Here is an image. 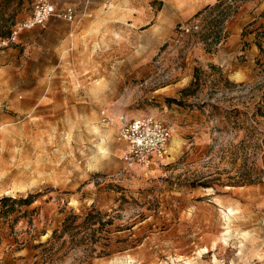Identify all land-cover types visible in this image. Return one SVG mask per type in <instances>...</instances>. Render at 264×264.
Returning a JSON list of instances; mask_svg holds the SVG:
<instances>
[{"label": "rangeland", "instance_id": "374dc122", "mask_svg": "<svg viewBox=\"0 0 264 264\" xmlns=\"http://www.w3.org/2000/svg\"><path fill=\"white\" fill-rule=\"evenodd\" d=\"M34 1L4 7L0 0V37L31 16ZM240 1L153 21L146 35H112L108 48L92 52L109 57L104 66L79 67L68 62L70 52L60 66L42 34L0 52V199L29 200L8 216L0 205V244L28 253L7 264H264V118L252 117L264 93L256 45L264 11L251 10L232 62L211 60ZM194 22L198 33L181 36L180 27ZM66 24L53 19L33 30ZM251 44V73L235 80V63L241 75L249 71ZM128 59L147 67L125 66ZM233 109L245 114L238 128L225 113ZM104 110L166 123L168 154L150 169L128 166ZM241 173L254 184L231 186ZM93 207L114 219L105 233L111 254L87 260L69 236L62 245L52 234L70 214Z\"/></svg>", "mask_w": 264, "mask_h": 264}, {"label": "crops", "instance_id": "0c3cea01", "mask_svg": "<svg viewBox=\"0 0 264 264\" xmlns=\"http://www.w3.org/2000/svg\"><path fill=\"white\" fill-rule=\"evenodd\" d=\"M221 1L224 0H51L57 12L69 7L73 8L75 21L66 24L67 30L56 28V26L36 31L28 30L20 36L17 44L21 42L22 45H28L32 37L42 34L41 37L46 38L43 41L48 42L47 49H45L46 54L49 57L52 56L56 63L60 62V66L63 63L64 54L69 52L72 58L68 62H73L79 67L91 68L99 64L104 66L108 65L109 57L94 59L92 52L100 45L101 48H108L112 35L136 37L138 33H142V30L146 35L152 32L151 27H147L152 25L153 21L190 19L216 6ZM239 3L241 5L237 7L230 21L227 42L211 57L215 63L223 64L234 60L251 10L254 9L255 13L264 11V0H242ZM2 8L3 6L0 7V13ZM53 19L59 18L53 16L48 22ZM255 52H257V47L254 44L246 50L249 59L245 65L249 71H246L244 75H241L244 73L242 65L234 64L231 75L235 80L251 73V58L256 56ZM124 62L125 66L129 63L131 67H147L144 66L147 65L145 61L128 59ZM1 194L3 196L6 193ZM27 254L26 249L10 254L5 244H0V264L15 263L17 258L26 257Z\"/></svg>", "mask_w": 264, "mask_h": 264}, {"label": "built area", "instance_id": "2783aa9c", "mask_svg": "<svg viewBox=\"0 0 264 264\" xmlns=\"http://www.w3.org/2000/svg\"><path fill=\"white\" fill-rule=\"evenodd\" d=\"M53 16L70 23L75 21L73 8L57 12L51 0H35L31 16L17 24L9 35L0 38V52L17 44L23 32L44 26ZM199 27L198 22L182 25L180 35L198 33ZM102 121L108 126H114L118 140L125 143L123 158L128 166L150 169L156 161L168 154L172 129L163 121L153 117L129 119L124 115L113 118L105 110L102 112Z\"/></svg>", "mask_w": 264, "mask_h": 264}, {"label": "trees", "instance_id": "16d2710c", "mask_svg": "<svg viewBox=\"0 0 264 264\" xmlns=\"http://www.w3.org/2000/svg\"><path fill=\"white\" fill-rule=\"evenodd\" d=\"M14 0H5V6H9ZM22 0H19L21 2ZM226 2L221 1L218 5H216L213 11L220 9L224 6ZM256 45L258 46L261 54L264 55V31L261 32L256 38ZM258 66L260 68V83L261 87L264 91V61L258 59ZM199 79H195V82H198ZM167 101L169 104L180 102L175 99L168 98ZM218 111V108L215 107ZM226 115L234 116V119L230 121V124L235 128L240 126L242 116H245L243 112L239 109H233L231 112H225ZM252 117L255 119L258 117L264 118V93L262 98L255 104V111L252 113ZM243 177L239 180L235 185L231 186H245L252 185L254 182L249 179L248 173H241ZM206 188L211 187L214 188V185H204ZM29 203L28 199H13L11 197H4L0 199V205H2V214L4 216H8L12 213H15L19 207L23 204ZM105 216L107 213L103 214L102 212L96 210L94 207L89 209L84 216L70 214L63 222L61 229H56L52 238L58 241H62V245H65V240H63L66 236L71 238L72 244H74V248H85L87 252V260H93L95 258L106 257L111 254V239L106 237L105 233L108 231L106 229L108 226L113 225L114 219L108 218L105 220ZM82 219V220H81ZM81 220V221H80ZM16 222V221H15ZM98 225V226H97ZM100 246V251L98 252V248Z\"/></svg>", "mask_w": 264, "mask_h": 264}]
</instances>
